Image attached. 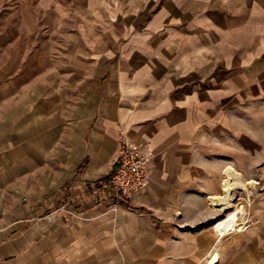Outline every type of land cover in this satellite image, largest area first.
<instances>
[{"label": "crops", "instance_id": "obj_1", "mask_svg": "<svg viewBox=\"0 0 264 264\" xmlns=\"http://www.w3.org/2000/svg\"><path fill=\"white\" fill-rule=\"evenodd\" d=\"M119 130L150 157L130 199L104 186ZM227 166L256 190L225 194ZM209 262L264 264V0H29L0 17V264Z\"/></svg>", "mask_w": 264, "mask_h": 264}, {"label": "built area", "instance_id": "obj_2", "mask_svg": "<svg viewBox=\"0 0 264 264\" xmlns=\"http://www.w3.org/2000/svg\"><path fill=\"white\" fill-rule=\"evenodd\" d=\"M149 162L150 157L143 155L119 130L113 172L104 186L109 187L116 196L132 198L144 188ZM60 211H64L63 206Z\"/></svg>", "mask_w": 264, "mask_h": 264}, {"label": "bare ground", "instance_id": "obj_3", "mask_svg": "<svg viewBox=\"0 0 264 264\" xmlns=\"http://www.w3.org/2000/svg\"><path fill=\"white\" fill-rule=\"evenodd\" d=\"M224 174H225V179L223 180V186H224V192L225 194H229L230 191L235 187V186H239V185H243L242 183V179H241V175L238 174L233 168H231L230 166H227L224 169ZM254 181H249L248 184L253 185ZM256 184V183H255ZM245 185V184H244ZM231 195V194H230ZM216 197V196H215ZM225 197V196H224ZM228 197V196H227ZM231 197V196H229ZM209 199V198H208ZM211 200H213L214 202L218 201V200H224V198H211ZM221 201V202H222ZM230 201V200H229ZM227 202L230 204V202ZM220 202V203H221ZM215 204V203H214ZM225 205V204H224ZM221 206V204H220ZM239 214H240V210L236 209L232 212H230L228 215H226V217L223 219H221L219 221L218 219V223L216 225H214V228L220 233V234H224V233H228V232H232L235 230H241V228H239ZM212 259V258H211ZM211 261V260H210ZM213 262V261H212ZM212 262H209V264H213Z\"/></svg>", "mask_w": 264, "mask_h": 264}, {"label": "rangeland", "instance_id": "obj_4", "mask_svg": "<svg viewBox=\"0 0 264 264\" xmlns=\"http://www.w3.org/2000/svg\"><path fill=\"white\" fill-rule=\"evenodd\" d=\"M21 1H29V0H0V17H4L5 15H7L9 12H11L12 10H14L15 8H17L18 6H19V4H20V2ZM243 185H239L240 187H237L238 188V190L240 191H242V192H246V189H245V187H244V180H243ZM245 185H250L249 186V190L253 193L255 190H256V188H257V184H255V181H254V183H253V185H252V187H251V184H248V183H245ZM243 188V189H242ZM255 195V194H254ZM235 202H237L236 200H235ZM239 210H240V214H243V210H242V206L241 207H239ZM239 217V221H238V224H242L241 223V219H240V215L238 216ZM221 219H223L224 220V218H221ZM220 219V220H221ZM219 220V221H220ZM218 222H216L215 223V225L217 224ZM242 226V225H241Z\"/></svg>", "mask_w": 264, "mask_h": 264}]
</instances>
